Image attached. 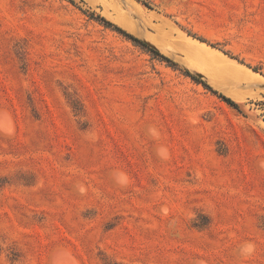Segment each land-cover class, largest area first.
<instances>
[{"label": "rangeland", "instance_id": "374dc122", "mask_svg": "<svg viewBox=\"0 0 264 264\" xmlns=\"http://www.w3.org/2000/svg\"><path fill=\"white\" fill-rule=\"evenodd\" d=\"M262 164L264 0H0V264H264Z\"/></svg>", "mask_w": 264, "mask_h": 264}, {"label": "trees", "instance_id": "16d2710c", "mask_svg": "<svg viewBox=\"0 0 264 264\" xmlns=\"http://www.w3.org/2000/svg\"><path fill=\"white\" fill-rule=\"evenodd\" d=\"M98 18H100L106 24L114 27L117 31H119L120 33H122L123 35H125L126 37L131 39L132 41H134L137 44H139L141 46H144L145 48L149 49L153 54H155V55L159 56L160 58H162L163 60L167 61L170 65L178 66V63L176 61H174L172 58H170L169 56H167L164 53H162L158 48H156L153 45H151L147 39L144 40V39L134 35L133 33L129 32L126 29H124L123 27H121V26L109 21L108 19H106L105 17H103L101 15H98ZM199 39L202 40V41H205V39H203L202 37H199ZM184 71H185V73L187 75L191 76V78L193 80H195L196 82L204 85V87H206L212 93H214V94L218 95L219 97H221L225 102H227L231 106L238 107V103H236L231 97H229V96L223 94L222 92H220L219 90L215 89L210 83H208L204 79H201V77H199L198 75H196L194 73H191L189 70L184 69Z\"/></svg>", "mask_w": 264, "mask_h": 264}, {"label": "bare ground", "instance_id": "6f19581e", "mask_svg": "<svg viewBox=\"0 0 264 264\" xmlns=\"http://www.w3.org/2000/svg\"><path fill=\"white\" fill-rule=\"evenodd\" d=\"M148 33H150L152 35H156L153 32H148ZM193 42L195 44V46H193L194 50H197L198 52H200V54L202 56H204L205 59H209L210 58L214 62L222 61L223 59H228L229 62L234 63V64L236 63L235 60L230 59L227 55L224 54V52H221L218 49L212 48V47L206 45L205 43H203V42H201V41H199L197 39H194V38H193ZM204 45L206 47H202ZM160 50H162L163 52H165L167 54H172L170 49H165V48L162 49V48H160ZM259 76H260L259 74H255V77L258 78V79H259Z\"/></svg>", "mask_w": 264, "mask_h": 264}, {"label": "clouds", "instance_id": "9594fccd", "mask_svg": "<svg viewBox=\"0 0 264 264\" xmlns=\"http://www.w3.org/2000/svg\"><path fill=\"white\" fill-rule=\"evenodd\" d=\"M261 167H264V164H262ZM116 182L120 183L122 185H126L127 178H126V176H124V174L118 173L117 176H116ZM252 251H253L252 247L251 246H247V247H245L242 250V254L249 255V254L252 253Z\"/></svg>", "mask_w": 264, "mask_h": 264}, {"label": "water", "instance_id": "95a60500", "mask_svg": "<svg viewBox=\"0 0 264 264\" xmlns=\"http://www.w3.org/2000/svg\"><path fill=\"white\" fill-rule=\"evenodd\" d=\"M145 40V39H144ZM147 41V40H146ZM148 42V41H147ZM150 43V42H149ZM151 44V43H150ZM151 45H153V44H151ZM154 46V45H153ZM154 47H156V46H154ZM156 48H158V47H156ZM159 49V48H158ZM199 76H201V74L199 73Z\"/></svg>", "mask_w": 264, "mask_h": 264}]
</instances>
